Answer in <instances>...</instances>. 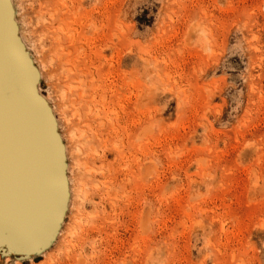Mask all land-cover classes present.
Returning <instances> with one entry per match:
<instances>
[{
	"label": "rangeland",
	"instance_id": "obj_1",
	"mask_svg": "<svg viewBox=\"0 0 264 264\" xmlns=\"http://www.w3.org/2000/svg\"><path fill=\"white\" fill-rule=\"evenodd\" d=\"M11 2L57 122L0 264H264V0Z\"/></svg>",
	"mask_w": 264,
	"mask_h": 264
},
{
	"label": "bare ground",
	"instance_id": "obj_2",
	"mask_svg": "<svg viewBox=\"0 0 264 264\" xmlns=\"http://www.w3.org/2000/svg\"><path fill=\"white\" fill-rule=\"evenodd\" d=\"M13 11L11 0H0V182L16 198L22 212L33 213L48 204L53 193L52 143L45 121L56 124L57 119L38 92L36 76L40 72L19 36ZM54 138L58 141L59 135ZM59 150L64 157L62 144ZM64 201L60 206L67 205ZM53 227L44 229L42 240ZM22 240L19 229L0 208V242L16 244Z\"/></svg>",
	"mask_w": 264,
	"mask_h": 264
}]
</instances>
